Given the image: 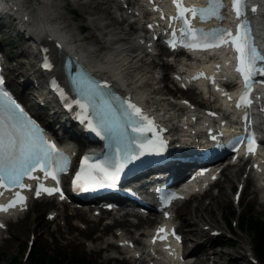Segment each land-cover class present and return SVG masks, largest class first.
I'll return each instance as SVG.
<instances>
[{
	"label": "rangeland",
	"instance_id": "374dc122",
	"mask_svg": "<svg viewBox=\"0 0 264 264\" xmlns=\"http://www.w3.org/2000/svg\"><path fill=\"white\" fill-rule=\"evenodd\" d=\"M32 1L29 0L24 8L33 7ZM81 2L87 3L86 9L83 11L80 8ZM115 4L116 2L113 0H58L57 11H60L59 7H61L63 16L61 21H66L64 24L68 23L67 30L75 38L80 39L79 43L85 49L105 51V43L98 40V32L96 30H91L88 17L103 16L104 22L109 23L110 29L118 32L121 26L118 22L119 12H117ZM3 18L5 19L0 25V51L4 54L8 66L6 68L7 77L10 81L16 76L17 71L21 73V75L16 76L18 88L13 89L12 87V89L18 98L29 105L30 94L26 93L33 90L36 92L37 85L29 84V89H27L24 84L25 77L29 75L34 83L43 80L44 87L39 89L41 95L37 94L36 99L35 97L33 98L34 95H30V99L36 108H38V103L43 100L45 105L40 109L44 110V115H38V117L47 122L48 119L50 120V116L46 119L45 115H48L52 106L56 108V104L50 99L51 96L48 94L46 82L41 76L42 73L32 72L37 70L38 65L33 60L32 54H30L32 48L30 43L26 42L28 35L20 32L21 26L17 25L11 17L3 16ZM124 33L125 35H122L123 42L128 46L131 39L136 36L135 33L138 34V31L134 28L126 30ZM22 49H26L28 52L21 54L20 50ZM159 51L164 53L162 48ZM159 51L155 50L153 53H159ZM95 54H99V52H95ZM169 61V58H157L153 54H148L140 63L139 71H148L151 77L150 82L154 81V83H157L154 88H160L154 96V100L169 99L173 102L176 101V98L173 97L174 94L205 106L207 100L202 99L201 94L196 93L197 91H184L173 84L170 79V73L175 70V66L169 64ZM23 85L25 88H22ZM45 107L48 109L45 110ZM66 117L64 116V118ZM57 123H53L54 128H58ZM66 133L68 134V132ZM234 170H239L238 175L233 178V181L228 182L225 176L229 171ZM246 178L247 172L244 165L239 168L237 166L228 167L223 172L222 177L207 192L177 205L176 220L178 228L183 234L187 233L188 229L195 228L193 227L194 225L188 224V222L185 223L183 220L203 218L196 227L202 233L196 234L194 237L191 236L193 239L188 244H184L190 252L199 241L203 243V250L192 258H196L195 261L199 264H260L254 260L250 236L238 228L237 216L232 218V228L227 225L224 218L225 212L228 211L229 207L236 210L239 215L245 210L244 206L247 208L248 205L253 207L256 214L264 215V191L258 190L259 194L254 192L255 188L258 187L255 181H249L245 189L240 191L239 201H235V193L239 188H242ZM26 211L25 217L20 222L9 221L7 223L8 229L4 230L3 237L0 236V264H9L8 259L13 256H18L21 264H25L29 241L36 245L44 244V246L47 245L53 249L68 250L77 255L86 254L94 264H137L130 262L127 254L123 253L111 242H113V238L116 240L118 232L135 239L142 232L146 235L145 232L148 229V226L144 225V221L141 222L142 225L132 228L134 226V218H122L118 212L102 211V216L96 217L93 215L92 210H76L65 204H56L50 199L32 201ZM52 213L56 214L53 219L51 218ZM203 223L205 224L202 225ZM214 229L219 235H212L211 230ZM220 237L233 239L236 244L234 246L222 244L217 241ZM221 239L223 240V238ZM113 249L117 250L118 253L113 251Z\"/></svg>",
	"mask_w": 264,
	"mask_h": 264
},
{
	"label": "bare ground",
	"instance_id": "6f19581e",
	"mask_svg": "<svg viewBox=\"0 0 264 264\" xmlns=\"http://www.w3.org/2000/svg\"><path fill=\"white\" fill-rule=\"evenodd\" d=\"M116 2V10L119 12L118 16V22L121 26L120 30L114 31L110 29L109 23L104 22V18L102 17H88V20L90 22L91 30H96L98 32L97 37L98 40L102 43H105L106 50H87L85 49L80 43L79 38H74L72 33H70L67 30V26L63 24V21L58 20L57 23L52 21L51 13L43 9L40 6H37L36 8L31 9H25L23 7L19 8L18 11L15 9L14 5H16L15 0H0L1 4H5L6 8L0 11V25L3 23L4 17H11L13 21L17 23V25H20V32L26 33L28 36L26 38V42L30 43V47L32 48V51L30 54H32L33 60L36 61L37 70L32 71L33 73L40 72L42 73L41 76L44 79L50 76L59 77V79H62L60 67V62L62 61V57L58 58L57 49H63L67 52H73L78 55V57L90 68V72H96L102 76L107 77L111 81L115 83V86L119 88L120 90L125 91L126 93L130 94V97L149 103V105L154 107V105L157 107L156 111L159 113L164 111L165 107H171L168 108V110H165L166 113H168L167 120L171 123V121L174 119L173 116L178 110H181L185 108V106H177L173 102L168 100H154V96L158 93L160 88H154V86L157 83H154V81L150 82L151 77L150 73L139 71L140 63L143 58H145L147 53H151L152 50H154V47L152 46L153 43V37L155 35V30L158 27L154 19L152 17V13L149 11H146L144 8L145 0H130L128 1L127 7H118L117 1ZM158 3H161V0H157ZM33 2V1H32ZM195 4L197 3V0L191 1ZM14 3V5H13ZM162 3H166V0H162ZM258 3L260 5V13L257 15L256 23L260 27L263 28L264 34V0H258ZM164 6V11H167L168 8ZM87 3L81 2L80 8L83 11L86 9ZM130 10V11H129ZM129 11V12H128ZM6 15V16H5ZM60 19H62L61 16H59ZM147 18H149L147 20ZM65 22V21H64ZM225 23L230 25L232 24V19L227 16L225 18ZM151 26V27H149ZM157 26V27H156ZM10 27V25H9ZM136 28L138 31V34L134 38L131 39L129 45L127 46L123 42L122 35H125V31L129 29ZM72 34V35H71ZM50 37L53 39L55 43H48V42H42V41H49ZM263 42V41H262ZM135 49V50H134ZM46 50V51H45ZM263 50H264V44H263ZM28 51L26 49L20 50L21 54H25ZM95 52H99V54H95ZM45 56L49 59L51 65H53L52 70H40L39 66L43 62ZM216 62L222 65V62L220 59H218ZM192 62L184 63V62H172L171 65L175 66V70L170 73V79H174L176 76L183 77L184 81L188 79V77L185 75L186 70L189 65H191ZM16 69V68H15ZM18 70V69H16ZM225 71V68H224ZM228 72H223L224 75H226ZM29 74V73H28ZM59 74V75H58ZM17 75H21L20 71H17ZM16 76L13 77L9 84H11V87L18 88L16 84ZM25 86H27V89H29V84H35L37 85V89H41L43 86V80L39 82H33L32 79L27 75L25 77L24 81ZM183 84V82L181 83ZM23 85L22 88H25ZM36 88V87H35ZM36 89L33 91H28L26 94L34 95L33 98L37 97V94H40V90L38 91ZM48 89V88H47ZM43 94V93H42ZM48 94H50L48 90ZM29 95V105L34 111V113L38 115H44V110L40 109L43 108L45 103L43 100H41L38 103V108L34 106L33 103H31V96ZM41 95V94H40ZM53 103L56 104L53 96L50 94ZM173 96H177L174 95ZM207 97V104L205 106H201L199 104L193 103L190 100L191 113L196 114L198 118L200 119L201 124L205 123L207 120L213 121L214 119H209L208 117L213 116V112H211L212 115H210L209 111L207 110L206 106L212 105V107H222V100H224V96L219 93L218 91L210 89L208 92H204L202 99H206ZM32 98V99H33ZM47 101H49L47 99ZM183 105H187L185 102H180ZM47 107V106H46ZM46 107L44 108L45 110ZM160 107V108H158ZM189 108V107H187ZM47 113V112H46ZM50 113V115H49ZM48 115H45V118L47 119L48 116H50V120L46 122L49 129L54 133V135L57 138H61L65 136L66 140H70L71 143L68 145L69 150L74 152V150L79 147L75 142L78 141L77 138L80 139V137L76 136L75 132H78L81 126H79L76 123L71 122V115L65 112L61 108H55V106L51 107L50 112ZM64 116H67L64 118ZM49 118V117H48ZM53 118V119H51ZM58 122V128H54L53 123ZM190 127V133L192 135H195L200 130V124L191 125ZM170 134L171 136H174L176 134V128L171 126L170 128ZM68 132V134L66 133ZM66 134V135H65ZM73 140V141H72ZM75 143V144H74ZM253 166V165H252ZM252 166L247 169L245 167V171L247 172V178L245 179V183L247 184L249 181H253L251 177V171L255 170L256 173L264 175V159L259 161L255 168L253 169ZM239 170L229 171L225 178L228 180V182L233 181V178L238 175ZM238 178V177H237ZM239 180V179H238ZM206 181L203 180L200 182V184L205 183ZM240 182V181H239ZM259 188H255L254 192L258 193ZM259 194V193H258ZM49 198H43L39 201L48 200ZM31 202H29L26 206H22L14 211V213L11 215L9 219H5L4 221L0 219V225L3 223L6 225V229H8L7 223L14 222L18 223L20 220H22L25 217V213L27 212L26 209L29 208ZM28 210V209H27ZM77 210V209H76ZM177 210V207L174 209ZM107 212V211H106ZM113 212V211H111ZM193 212V211H192ZM197 212V211H196ZM116 213V212H115ZM197 214V213H196ZM201 215V214H200ZM122 218H124V215H120ZM52 219L56 217L55 213H52ZM97 217V216H96ZM200 218L197 220L189 219V220H183L188 222V224L194 225L193 227L188 229V232L184 234V240L185 243H182L183 245L188 244L190 240L194 237V235H199L202 232L196 227L199 225V222H201ZM197 224V225H196ZM203 223L202 225H204ZM212 231V230H211ZM4 233V227H0V236L3 237ZM116 242H111L114 245H116L117 248L123 249L130 262H134L137 264H178V256L177 253L174 251L171 245H169L168 249L165 248H159L158 250H146L145 247H142L143 249H139L136 247V245H139V241H142V238L145 236L144 232L139 234L135 239H131L130 237H127L125 234L118 232L116 234ZM213 235V233H212ZM136 244V245H135ZM185 247V246H184ZM186 248V247H185ZM187 250V249H186ZM203 250V243L200 241L195 244V246L192 248V250L189 252L187 250V253L185 255L186 262L182 264H190V261L193 257H196L197 253L199 251ZM196 259V258H195ZM195 259H192V264H199Z\"/></svg>",
	"mask_w": 264,
	"mask_h": 264
},
{
	"label": "snow or ice",
	"instance_id": "6c2138e0",
	"mask_svg": "<svg viewBox=\"0 0 264 264\" xmlns=\"http://www.w3.org/2000/svg\"><path fill=\"white\" fill-rule=\"evenodd\" d=\"M173 3L177 8V16L173 19L181 20L185 26L182 31L191 40L188 47L194 50H207L231 43L234 51L237 53L236 71L243 78L245 88L236 107H249L251 104V100L249 99L251 84L253 82L264 83V80H256L257 76H264V56L260 55L259 50L255 47L250 22L242 21L238 24L234 35L223 28L203 33L201 30H195L189 26L185 13L191 12L193 17L199 15L202 21L212 17L223 21L225 17L219 14L223 8V0H207L208 6L201 9L184 8L182 7L181 0H173ZM231 4L236 18L241 20L244 0H231ZM256 10L255 7L251 9L253 13ZM197 32H199V36ZM171 46L175 47L176 42L172 41ZM42 67L46 70H51L52 68L47 56H45L42 62ZM0 85H3L2 80H0ZM101 87L108 88L109 86L107 84L102 86L97 84L85 94L84 102L80 100L75 101V106L80 109L79 117L81 118V123H86L90 131L102 139L114 143L116 147L115 160L104 164H87V181L95 187L114 185L120 178V173L124 170L127 161L138 159L140 156L146 154H159L162 146V142L160 144H157L155 141L146 143L135 138L136 136L145 135L146 132L152 133L154 122L144 115L139 107L127 100L122 105L126 109L121 114L124 118L123 125L115 119H109L107 115H98L95 122L88 120L89 107L95 108L94 99L102 96ZM59 95L63 97L64 103L68 106L69 110H73V104L69 103L67 96L63 92H59ZM210 115L212 114L210 113ZM245 119L247 118L245 117ZM127 130H130L135 136L129 139L126 136ZM241 142H243V138L237 141V143ZM256 146L257 143L254 135L249 134L247 137V151L254 153ZM133 148L138 149V151L133 152ZM91 159V157L83 158L81 172H84L87 161ZM68 164V158L63 153L56 151L55 145L45 138L43 130L39 125L25 115L21 106L6 91H0V188L19 186V188L24 189L25 185L21 183L22 178L28 176L29 179H37V177L30 175L31 172L37 169L44 172L45 176H51L55 180L57 178L56 175L53 171H49V169L62 172ZM80 180L81 173H78L73 183L77 184ZM80 186L88 190L87 183ZM56 191H59V189H50L38 185L35 194L37 197L41 192L52 195ZM16 196L19 202H23L24 198L20 196V193H16ZM14 206L15 202H10L7 207ZM7 207H0V211H7ZM164 231V229H160L158 235ZM153 242L155 243V240Z\"/></svg>",
	"mask_w": 264,
	"mask_h": 264
},
{
	"label": "trees",
	"instance_id": "16d2710c",
	"mask_svg": "<svg viewBox=\"0 0 264 264\" xmlns=\"http://www.w3.org/2000/svg\"><path fill=\"white\" fill-rule=\"evenodd\" d=\"M248 205V204H247ZM239 215L237 211L228 208L225 212L224 218L227 225L232 228V218L237 216L238 228L250 236L252 250L257 262L264 264V215H258L254 212L253 207L248 205L247 208ZM223 238V240L221 239ZM222 244L234 246L235 240L220 237L217 239ZM9 264H21L18 256H13L8 259ZM25 264H94L90 257L86 254L77 255L68 250H61L59 248H50L44 244H33L26 257ZM100 264V263H99Z\"/></svg>",
	"mask_w": 264,
	"mask_h": 264
}]
</instances>
